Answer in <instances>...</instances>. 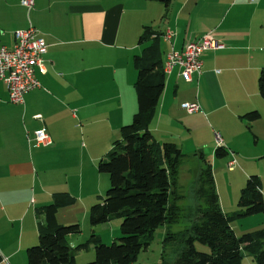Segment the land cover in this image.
I'll return each mask as SVG.
<instances>
[{"label": "crops", "instance_id": "crops-1", "mask_svg": "<svg viewBox=\"0 0 264 264\" xmlns=\"http://www.w3.org/2000/svg\"><path fill=\"white\" fill-rule=\"evenodd\" d=\"M29 23L46 45L45 71L35 70L40 87L15 105L0 81V264H27L26 250L37 243L42 219L37 210L55 193L71 195L56 184L70 168L77 120L93 116L115 129L130 123L137 110L132 58L143 47L138 38L144 26L170 32L168 41L160 37L162 62L209 33L222 45L202 53L200 71L189 82L178 66L165 74L149 124L154 139L174 143L184 161L197 158L198 151L212 157L217 147L228 152L227 164H236L246 149L259 147L257 156H264L258 90L264 0H169L166 6L159 0H35L28 15L20 0H0V46L12 48L14 32ZM183 103H196L199 110L188 114ZM252 111L259 113L257 120L245 117ZM41 128L50 140L45 147L32 141Z\"/></svg>", "mask_w": 264, "mask_h": 264}, {"label": "trees", "instance_id": "trees-1", "mask_svg": "<svg viewBox=\"0 0 264 264\" xmlns=\"http://www.w3.org/2000/svg\"><path fill=\"white\" fill-rule=\"evenodd\" d=\"M159 1L165 6L169 3ZM161 35L150 26L142 28L138 44L143 47L132 58L137 72L133 84L137 110L131 122L120 127V138L114 141L106 159L98 163L99 172L108 175L110 186L105 197H98L100 200L89 208L90 226L116 217L121 220V236L106 245L92 231L85 243L70 247L67 240L80 234L79 225H60L57 213L61 207L73 204L75 198L68 193H55L49 204L37 210L42 219L37 225V243L26 250L27 264H76V254L91 247L95 249L94 259L87 264H132L159 226L180 224L185 216L190 217V225L167 233L163 241L165 247H181L170 264H243L245 255L251 258V264H264V227L237 236L230 225L236 219L264 215L262 183L257 176L246 179L240 190L238 211L227 215L218 203L211 166L199 152L193 155L200 163L193 182L198 206H180L184 196L179 192V168L186 156L174 143L159 144L149 131L165 78ZM258 90L264 101V67L259 74ZM245 117L254 121L259 113L252 111ZM227 154L222 147L215 150L217 158ZM195 243L207 246L208 252L198 251ZM2 260L0 255V263Z\"/></svg>", "mask_w": 264, "mask_h": 264}, {"label": "rangeland", "instance_id": "rangeland-1", "mask_svg": "<svg viewBox=\"0 0 264 264\" xmlns=\"http://www.w3.org/2000/svg\"><path fill=\"white\" fill-rule=\"evenodd\" d=\"M93 118L92 116L91 120L85 122L77 120L74 129L73 151L69 157L70 168L66 170V176H60L62 183L56 184L61 189L68 188L71 191V196L75 198L73 204L61 207L57 213L60 225H79L80 234L71 236L67 240V243L73 245L71 246L73 248L79 243H85L92 231L101 235L103 243L106 245H110L112 241H116L121 236V220L119 218L112 217L108 222L95 227L90 226L89 223L90 206L99 201L100 198H104L110 186L108 175L99 172L98 163L100 160L106 159L114 141L120 138V128L115 129L108 126L107 123L95 122ZM263 142L264 133L260 134L259 143L263 144ZM256 150L246 149V153L242 155L243 158H240V160L235 158L237 163L232 168L227 164L228 158H217L215 156L214 148L212 157L207 150L203 151L211 166L218 203L223 213L227 215L238 211L237 203L240 190L244 187L248 177L257 176L261 180V186L264 189V156H257L256 153H259L260 148L258 147ZM195 153L197 155L199 151ZM191 154L194 153L191 152ZM199 169L200 163L197 158L186 159L180 168L179 192L184 198L179 203L183 208L198 206L199 202L195 199V190L193 189L196 186L193 185V182ZM48 179H50V176H44L43 180ZM21 199H24L23 195ZM190 221V217L185 216L180 224L171 227L159 226L148 241V245L139 251L132 264H159L162 261L167 264L172 263L181 247L177 246L178 244H169L165 247L164 238L169 232H178L188 227ZM230 225L235 234L240 236L243 233L263 228L264 215L257 214L236 219L230 222ZM195 247L202 252H208L209 250L207 246L199 243H195ZM94 254L95 249L93 247L89 250L79 251L76 254V264L90 263L94 259ZM242 263L251 264V258L245 255Z\"/></svg>", "mask_w": 264, "mask_h": 264}, {"label": "built area", "instance_id": "built-area-1", "mask_svg": "<svg viewBox=\"0 0 264 264\" xmlns=\"http://www.w3.org/2000/svg\"><path fill=\"white\" fill-rule=\"evenodd\" d=\"M34 1L20 0V5L27 15L33 9ZM13 36L12 48L0 46V81L7 90L8 101L19 105L23 103V96L27 92L40 87L35 78V70L45 71L43 55L46 52V45L30 23L26 29L15 31ZM170 37V32H165L161 39L168 41ZM220 48L222 45L214 36L211 33L206 34L197 41L186 43L181 52L171 51L163 62V71L167 74L174 66H178L183 79L189 82L191 76L200 71L202 53ZM181 108L188 114L199 110L196 103H183ZM34 118L41 119V116L36 115ZM32 141L37 147L50 145L49 137L43 128L34 131ZM234 164V160L228 162L231 168Z\"/></svg>", "mask_w": 264, "mask_h": 264}]
</instances>
